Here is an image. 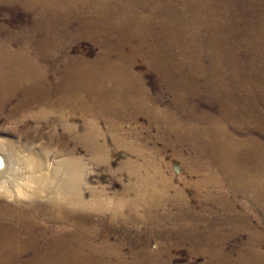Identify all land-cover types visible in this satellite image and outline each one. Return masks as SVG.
Instances as JSON below:
<instances>
[{
	"label": "bare ground",
	"instance_id": "1",
	"mask_svg": "<svg viewBox=\"0 0 264 264\" xmlns=\"http://www.w3.org/2000/svg\"><path fill=\"white\" fill-rule=\"evenodd\" d=\"M18 1L39 20L28 29L30 41L24 39L25 30L18 36L6 31L5 37L0 38V118L8 107L6 121L11 125L21 123L25 141L35 143L41 138L45 141L35 148L32 175L18 163L12 165L7 155L0 152V198L5 199H0V264H125L122 257L125 241L110 240V236L118 235L121 222L134 225V220L141 221L146 228L156 213L158 217L164 214L160 210L164 202L178 205V218L186 221L191 211L183 194L187 186L194 189L196 199L214 204L216 218L211 222L197 214L195 220H203L204 229L199 230L191 220L185 227L173 230L175 238L206 255L204 264H264L259 240L251 238L242 252L231 258L224 251L225 237H216L229 221L224 217L232 208L224 199L228 194L241 197L245 194L253 206L264 211V142L238 138L227 128L229 124L237 132L245 131L242 124L248 126L247 131L264 128V97L257 96L260 92L254 78L249 79L253 97L263 101L261 108H257L235 83L241 90L240 101L233 106L236 111H230L233 107L228 97L223 100L219 119L206 112L196 114L194 106L187 105L180 96L188 74H203L198 58L204 46L212 53L210 75L205 77L208 81L218 80L226 73L241 77L249 69L264 87V0H233L232 4L228 0ZM236 1L242 3V12L247 3H255L260 9V15L250 20L251 37L247 39L250 60L241 64L239 72L232 65L238 46L228 43L220 20L221 13L232 18ZM213 2L218 9L212 7ZM72 21L79 23L76 36L90 37L98 44V56L91 60L72 56L66 46L60 45L59 32L68 29ZM51 29L55 33L51 34ZM37 33H43V38L37 39ZM126 47L129 55L124 53ZM175 47L180 48L178 54L173 51ZM188 53L191 69L189 73H181ZM133 56L147 57V63L160 79L172 86L176 106L187 112L185 120L157 108L132 69ZM170 58L177 59L175 65L170 64ZM221 61L228 62L226 70L219 67ZM95 108L100 116L96 120L87 119V113ZM139 111L153 123H165V137L176 133L178 144L189 145L194 167L179 160L185 181L175 194L160 193L175 186L174 181L152 183L151 192L142 193L129 179L123 185V197L121 194L115 200L118 203L121 199L119 204L124 205L126 213L121 214L110 208L99 192L90 190L89 200L84 199L81 187L84 161L75 155V149L85 148L96 164L105 162L116 149L125 148L132 154L130 146L120 139L110 137L107 141L97 123L104 121L115 128L116 121L134 117ZM31 113L35 116L28 119ZM29 120L35 125L32 133L27 131L32 125ZM0 133L18 136L4 127H0ZM54 141L61 142V149L56 152L62 158L50 170V162H46L48 146ZM0 144L9 154L6 145ZM25 148L28 149L27 143ZM129 163L128 156L120 169L130 167ZM194 173L200 176L196 180H192ZM132 174L129 173L130 177ZM139 204L143 208L141 213L135 210ZM236 218L233 215L231 221ZM156 220L153 227L159 228L163 221ZM123 234L130 233L127 230ZM151 239L143 238L139 246L134 243V256L131 255L128 264H172L170 258H161L158 251L148 248ZM104 255L108 262L101 258ZM111 257H115L112 262Z\"/></svg>",
	"mask_w": 264,
	"mask_h": 264
},
{
	"label": "rangeland",
	"instance_id": "2",
	"mask_svg": "<svg viewBox=\"0 0 264 264\" xmlns=\"http://www.w3.org/2000/svg\"><path fill=\"white\" fill-rule=\"evenodd\" d=\"M162 1L164 2L166 0ZM228 3L232 4L233 0H228ZM235 3L236 8L232 18H228L226 15L221 13L220 20L221 28L226 33L228 43L238 46L239 51L237 53L236 60L234 59L232 65L233 69L236 72H239L242 71L241 64L246 65L250 60V56L248 54L249 52L247 50L249 46L247 39L251 37L250 20L257 18L260 15V9L255 3H247L244 7L245 12H242V3L240 1H236ZM212 7L214 9H218L217 3L213 2ZM38 20L39 19L36 18L35 13L23 7L18 0H0L1 39L5 37L6 31H11L18 36L25 30L24 39L27 37L28 41H30L29 35L27 34L28 29H31ZM78 27L79 23L72 21L68 29L59 32L61 33L59 43L60 45L66 46L72 56H83L91 60L99 55L100 47L90 37L76 36ZM50 33H55V30L51 29ZM36 38L39 40L43 38V33H37ZM254 41L257 42V39L255 38ZM12 47L15 49L17 47V43L14 42ZM173 51L175 54H178L180 52V48L175 47ZM124 53L127 55L130 54L127 47L124 49ZM190 53L186 55L184 65L181 68V73H189V70L191 69L192 64L188 59ZM211 56L212 53L208 47H202L198 61L203 74L201 76L188 74L186 79L183 80L184 87L180 96L186 101V104L194 106L196 114L206 112L211 117L217 118L218 116L219 119H222L220 117V108L223 100L231 97V107L234 105L236 106V104L240 101L239 91L242 90L245 94H247L248 100L251 103H253L257 108H261L260 106L263 101L258 97H264V87L257 81V77L251 75L252 71L249 69H246L244 76L241 77H233L226 73L218 80L213 79L208 81L205 78L207 75H210ZM112 57H114V55ZM169 62L171 65H175L177 59L170 58ZM131 65L133 71L138 75L139 81L151 96L157 108L162 111H168L169 113L172 112L176 116L178 115L177 117H179V119L185 120L187 112L176 106L172 86L169 85L166 80L164 81L160 79L155 69L147 63V57L133 56L131 58ZM227 65H229L228 62L221 61V65H219V67L226 70ZM251 78H254V82L256 83L255 87L257 91L260 92L259 95H257L258 97H253L249 83V79ZM235 83L240 85L241 90L234 86ZM234 107L231 108V112L236 111ZM7 110L8 107H6L3 111V118H0V127L13 131L15 135L18 136L14 137L10 134L0 133V142L3 145H6L5 148L10 151V153L8 154L2 146H0V152H4V154L7 155V159L9 162H12V165L14 163H18L23 170H28L27 173H31L32 175L34 172L33 167L36 162L35 148L43 144L45 139H38L35 143H28L25 141V139L22 138L25 128L21 125V123L16 125L9 124L6 121ZM34 116L35 114L31 113L27 118L33 119ZM86 116L87 119L96 120L95 117L100 116L98 108L91 109V112L87 113ZM29 121L31 122V120ZM116 123L118 126L115 128L109 127L104 121H99L97 125L99 130L106 135L107 141L110 137L120 139V141L124 142L123 144L130 146L132 154L129 155L125 148H123L124 150L121 148L118 150L116 149L113 154L110 153V157L107 158L105 162L96 164L90 159V155L87 153L85 148L78 147L75 149V155L81 157L84 161V167L81 174V187L84 199L88 201L90 190H94L97 193L99 192L98 194L103 200L107 201V205H110V208L112 207L113 210L120 211L119 213L125 214L126 211L124 210V205L119 204L121 199L118 203H116L115 200L122 194L123 185L129 179L133 180L136 189L140 192L143 191L142 193L151 192L150 184L152 183L167 184L173 181L176 185L169 189L170 192L167 190H161L160 193L164 194L167 192L175 194L176 192H179L180 187L184 185L183 182L185 181L183 180L184 170L180 165L179 160H186L188 167H194L192 158L193 151L190 150L189 145L186 142L178 144L175 138L176 133L168 134L165 137L164 132L166 124L162 122H151L141 111H139L134 117L132 116L120 119L116 121ZM31 124L32 125L27 129L28 133L35 131L33 121ZM242 126L245 130L244 131L242 129L244 132L235 131L231 124H229L227 128L238 138H254L260 142H264V128L255 127L256 130L247 131L246 129L248 126H244L243 124ZM38 129L39 131H42L41 127H38ZM26 143L28 145V149L30 148V151L25 148ZM70 147H72V145H70ZM58 148L61 149V142L57 144L54 141L48 146L49 156L46 162H50V170L55 167L59 159L62 158L61 156L59 157L56 152V149ZM30 155L33 156V159ZM12 156L14 158L9 159V157ZM128 156L130 158V167H127V170H121L120 165ZM127 172L130 174L133 172L131 177ZM199 177V173H194L192 180H196ZM145 182H148L149 186H147ZM183 194H185L187 200L186 204L191 210L186 221H181V219L178 218V205H171L164 202L165 204L160 207L161 212H164V214L161 217H158V213H156L152 217L153 220L150 223H147L146 228L143 227L144 223L141 224V221L134 220V225L121 222V228L118 235L116 237L110 236V240L119 241L123 239L125 241L124 248L122 250V257L126 262L125 264H128L131 261V255L132 257L134 256V243L136 242L139 246L143 238L147 237L151 239V235H153V238L150 240L148 248L152 251H158L161 258L163 256L170 258L172 264H204L206 262L208 259L206 255H203L200 251L191 250V246L188 242L178 241L172 233L177 227H185L186 223L191 220L197 224V228L199 230L204 229V221L195 220L197 217L196 215L200 214L201 217L209 218L211 222H214L216 218V214L213 212L214 204L207 203L203 199H196L193 196L194 189H192L191 186H187ZM242 195L244 196L241 197L240 195L228 194L224 197L226 203L231 205L232 208L224 214L225 219L229 220L228 223L225 224L222 230H218V233H216L217 238L222 236L225 237L224 251L231 258H236L238 254L242 252L243 247L245 246L244 244L251 238L259 240L261 243V250L264 251V211L253 206L252 201L247 195ZM120 197H123V194ZM2 200L4 201L5 199H1V201ZM21 200L26 201V199ZM136 208L137 209L135 210L139 213L143 210L141 204L137 205ZM233 215H236L237 218L231 221V217H233ZM156 219H161L163 221L159 228L153 227L157 225ZM127 230L130 234L124 235L123 233H126ZM245 254H249V251H245ZM107 255L101 256V258L106 262H108L106 258ZM114 259L115 257H111V262Z\"/></svg>",
	"mask_w": 264,
	"mask_h": 264
}]
</instances>
